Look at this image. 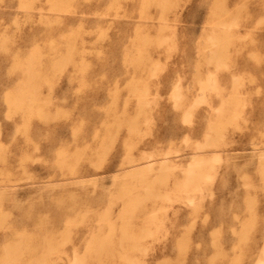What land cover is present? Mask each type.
I'll return each instance as SVG.
<instances>
[{"label":"rangeland","instance_id":"1","mask_svg":"<svg viewBox=\"0 0 264 264\" xmlns=\"http://www.w3.org/2000/svg\"><path fill=\"white\" fill-rule=\"evenodd\" d=\"M262 260L264 0H0V264Z\"/></svg>","mask_w":264,"mask_h":264},{"label":"bare ground","instance_id":"2","mask_svg":"<svg viewBox=\"0 0 264 264\" xmlns=\"http://www.w3.org/2000/svg\"><path fill=\"white\" fill-rule=\"evenodd\" d=\"M200 164H201V162H200ZM263 261V260H262ZM261 262V261H260ZM263 263H264V261H263ZM261 264V263H260Z\"/></svg>","mask_w":264,"mask_h":264}]
</instances>
